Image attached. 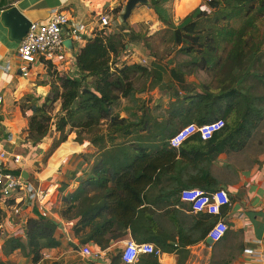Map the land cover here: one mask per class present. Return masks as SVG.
<instances>
[{"label": "trees", "instance_id": "trees-1", "mask_svg": "<svg viewBox=\"0 0 264 264\" xmlns=\"http://www.w3.org/2000/svg\"><path fill=\"white\" fill-rule=\"evenodd\" d=\"M172 2L152 0L148 8L164 26V40L173 44L177 54L191 56L189 62L179 64L174 71L179 83H184V77L188 74L212 69H219L221 73L218 88H204L203 93L187 96L185 102L174 110L172 118L181 119L184 126L192 123L201 126L216 120H223L225 126L211 140L203 141L196 135L186 142H190L188 148H185V143L179 150L169 146L170 138L179 129L166 127L158 136L164 139L161 148L150 151L147 147H134V143H131L129 149H133L136 155L128 165L114 156L98 160L93 170L104 172L97 181L98 189L105 190L113 182L118 187L116 190L125 194L111 204L89 207L85 211V181L82 180L73 193H67L70 183L63 181L59 188L62 206L59 216L63 220L76 221L73 231L82 245L92 240L103 245V238L113 222L127 219L132 222L137 216L135 224L141 238L138 237L136 242L152 243L163 253L188 254V247L207 239L211 220L216 216L195 214L189 217L171 209H157L161 212L156 213L139 198L141 192L150 184L162 182L168 171L176 170L177 174L172 179L179 182L182 168L189 164L197 174L204 175L202 180L195 178L189 188L210 189L213 183L208 180L209 167L221 155L243 153L264 126V93H256L254 86L246 87L244 82L254 79L258 84H264V73L261 72V68H264V36L251 39L256 36L257 20L264 18V0H211L206 7L195 9L178 25L166 7ZM238 23L241 25L234 27ZM124 29L125 33L115 35L109 31L110 28H106L87 39L74 57V75L61 76L57 71L52 73L51 89L42 104L30 95L26 97V101L35 100L29 107L28 142L34 146L40 144L52 132L54 125L55 131L61 135L55 148L67 142V130L70 129V132H76V142L80 144L84 141L83 134L92 133L90 139L100 152L109 144L115 146L119 138H134L135 132H146L145 127H141L146 125L145 119L137 122L122 118L115 112L116 105L122 99L131 102L138 100L137 94L140 92L136 89V81L144 77L151 81L154 78V73L148 67L139 64L116 67L114 58L125 50L130 35L143 39L146 47L151 48L145 34L134 31L131 25H124ZM225 45L231 47L226 50V58L221 60L220 51ZM51 68L53 65H48V70ZM176 96L179 98V93ZM57 103L61 105L62 115L57 123L52 124L50 112ZM22 109L26 114L24 107ZM14 173L20 174V171ZM182 190L176 189L173 193L181 194ZM114 193L115 190L108 195ZM132 195L134 201L138 196L141 207L132 206ZM91 201L92 198H89V203ZM142 205L145 207L142 208ZM108 214L113 216L112 222H98ZM94 219H97L96 224H93ZM86 220L91 228L88 239L83 235ZM167 223L173 227V233ZM59 227L57 221L41 216L30 218L25 227V242L21 238H10L5 241L4 252L10 255L21 251L33 264H38L46 250L61 247V241L56 237ZM220 261V264H230L224 259ZM0 264L15 263L0 260ZM110 264H125L121 253L110 257ZM138 264L161 263L155 255H142Z\"/></svg>", "mask_w": 264, "mask_h": 264}, {"label": "crops", "instance_id": "crops-1", "mask_svg": "<svg viewBox=\"0 0 264 264\" xmlns=\"http://www.w3.org/2000/svg\"><path fill=\"white\" fill-rule=\"evenodd\" d=\"M175 2L177 6L181 0H175ZM199 2L202 3V0H199ZM126 3L127 0H0V96L3 97V105L0 107V138L7 141L8 148L12 153L21 155L24 161L26 160L21 166L20 173L22 174L24 171L27 172L29 176L28 181L33 182V172L29 168L30 165L25 156L26 154L18 152L19 148H24L26 147L25 145H27V130L29 124L28 120L23 117L20 102L24 97L33 94L36 95L37 93L40 96H47L51 87L49 85L50 77L46 74L48 66L45 64H36L29 78L21 76L18 70L20 64L18 50L22 40L16 39L14 30L4 23L2 17L3 12L15 7L27 21L31 23L47 24L54 11H64L72 19L82 21L86 24L90 32L99 30L101 28L99 22L100 17L108 15L111 20V28L109 31L117 35L123 32L125 33V24L122 21L121 15L124 12ZM198 6L199 5L186 13L180 12V20L187 17L194 9H197ZM120 10L121 12H118ZM151 15L154 16L155 14L148 6H138L132 13L128 26L131 25L134 31L143 33L141 28L142 23L148 20L147 16L151 18ZM157 24L159 26L162 25L160 22ZM150 28H152V26ZM151 34L150 32V35ZM134 38H136V36L132 34L129 40L133 41ZM85 43L86 42L75 44L69 56L75 57ZM76 45H78V48ZM139 45L143 46L144 43ZM138 49L140 48L138 47V43L135 44V41L130 44L128 43L125 50L114 58L116 67L121 68L124 65L134 64L148 67V65H145L147 63L152 65V59L150 57H144L142 51ZM131 55L134 60L128 62ZM7 65L11 67V71L6 70ZM71 65L72 68H68V70H72L74 74V63ZM35 67L41 68L42 71L39 73L35 72ZM148 68L150 70L154 69ZM40 74L43 75L40 76ZM61 76L63 75L61 74ZM121 101H126V99H122ZM127 110V107H125L124 111L122 109L123 112L120 115L122 118H128L126 115ZM115 112L118 113L119 110L116 108ZM85 134H83V144H80L76 142V132H70L67 142L54 148L55 150L48 158L43 172L38 174V177L40 184L44 187H48L53 191L52 193H55V196L53 195L54 199L58 194L57 184L52 185L49 180L55 177L58 171L66 166L67 162L72 163L68 164L70 165L69 174L73 175L70 176V186L67 193L75 192L82 180H84L85 211H87L89 207L97 208L106 203L111 204L114 200L125 196L121 190H116L118 187H116L113 182H110L105 190H99L97 181L100 179L101 175H104V172L103 170H93V165L98 160L106 159L109 156L117 157L122 160L123 163L129 159L133 160L136 155L135 151L133 149L132 151L134 152L127 151L128 148L131 147V143L135 142L136 139H117L115 146L109 144L104 150L99 152L98 147L92 143V139L88 136L86 137ZM56 136V133L51 137L47 136L38 145H40V148H43V150H48L53 146ZM189 144L190 142L186 143L185 148H188ZM63 147L66 148V151L58 155ZM125 154L128 156L124 157ZM231 158V155H221L218 161L209 167L210 176L208 180L213 184L209 187L210 189H202L208 192L224 189L228 193L231 206L224 208V212L222 211V218L229 226L228 233L224 239L218 243H213L206 239L194 246L188 247V254L185 255H180L177 252L162 253L159 257V262L161 264H211L212 261L221 262L220 260L223 259L230 264H264V152L258 156L256 161L246 168H238ZM77 160L79 161L75 162ZM73 163H76V166H73ZM83 164V169L79 170L78 166ZM176 174V170L165 172L163 181L156 185L150 184L147 186L145 190L141 192L139 198L144 200L145 205L156 213L160 211L157 209H171L181 211L183 215L189 217L194 216L195 214H192L189 211L190 209H188L190 205L181 200L180 192L174 195L173 191L181 188L183 190L191 189L189 186L193 180L195 178L197 180L198 177L202 180L204 175L197 174L191 164L182 168L179 182L172 179ZM114 190L115 193L109 196V192H113ZM89 192H91V194H89ZM89 198H92L91 203H89ZM132 198V206L141 207L138 205V196L136 201H134L133 195ZM13 203V201L0 199V258H2L3 261H11L9 257L18 251L7 255L3 250L5 248L6 238L3 239L1 236H10L7 240L13 237L21 238L22 241L25 242L26 239L24 236L19 237L16 236V234L24 229V224L30 218L40 216L36 208L25 209L24 206L22 223H20L12 210ZM55 205L54 203V209L58 214L57 219L60 222L56 237L61 241L62 245L57 249L46 250L43 254L42 261L38 264H110V257L118 253L120 254L127 242H136L138 237L141 238L135 224V219L137 220L138 218L137 216H134L132 222L130 220L128 221V219L126 221L116 220L111 224V228L104 236L103 239L105 242L103 245L96 244L94 240L87 242V245L91 246L94 252L100 253L103 256V259H86L76 250L77 245H82L80 239L75 236L73 231L76 221L63 220L59 216L61 203L60 207H55ZM145 205H142V208H144ZM112 220L113 216L108 214L105 215L104 219L100 218L98 222L105 223L106 221L112 222ZM218 220V217L212 218L210 228ZM87 222L86 220L85 225H87ZM96 222L97 219H94L93 224H96ZM167 226H169L170 232L173 233V227L168 223ZM90 231L91 228L87 225L83 234L85 239H88ZM176 238L178 239V237ZM64 245L72 246L71 248L64 249ZM78 255L83 259H79ZM12 258L15 259V256ZM19 263L33 264L30 258L24 254L19 260ZM216 264L220 263L217 262Z\"/></svg>", "mask_w": 264, "mask_h": 264}, {"label": "rangeland", "instance_id": "rangeland-1", "mask_svg": "<svg viewBox=\"0 0 264 264\" xmlns=\"http://www.w3.org/2000/svg\"><path fill=\"white\" fill-rule=\"evenodd\" d=\"M126 5V4H125ZM197 5L206 7L208 4L200 3L199 0H181L180 3L176 6L175 0H173L172 3H168L166 7L170 10L171 16L178 25L182 20H180V12L186 13L189 10L195 8ZM209 9V7H208ZM195 10V9H194ZM150 13V12H149ZM151 14V13H150ZM153 15V14H152ZM151 18L148 17V20H145L144 23H142V32L145 33L147 37V43H149L151 48L146 47V43L143 39L134 38L133 41H135V44L138 43V47L142 51V54L144 57H150L152 59V65L147 63L145 65H148L150 67L153 73L154 78L147 79L146 77L139 79L136 81V89L140 92L137 94V101L131 102L126 99V101H121L116 106L117 110H119L118 114L121 115V113L124 111L125 107H127V117L130 120L133 121H140L141 119H145L146 125L141 126L145 127V131H139V133H134V138L129 139H136L135 142H133L135 145H139L141 147H147L150 151H153L155 149L161 148L164 143L163 138H159V135H162L165 128L168 127V129L171 130V128H176L177 130L183 127L184 125L181 122V119H173L172 113L174 110L179 107L180 104L185 102V98L187 96H194L197 93H203L204 88H218L220 86L221 81V73L219 69H212L208 70L206 72H199L197 74H188L184 77V83H179V77L175 75V69H178V65L182 64L184 62H189L191 60V56H185L182 54H177V50L174 49V46L172 43H169L167 40H164L165 33L162 31L164 29V26H159L156 21V16H152ZM147 22V23H146ZM209 22H206V24ZM205 24V25H206ZM241 23L235 24L234 27L240 26ZM257 30L256 36L251 39H257L258 37L264 36V18L258 19L256 22ZM152 26V28H150ZM147 30V31H145ZM149 30V31H148ZM254 30V29H253ZM150 32L152 33L150 35ZM129 37L127 38V42L130 44L133 41H128ZM139 40V41H137ZM252 42V40H251ZM144 43L143 46H140L139 44ZM78 48V45H76ZM231 46L225 45L224 48L220 51V58L221 60H224L226 58L227 51L230 49ZM227 50V51H226ZM129 61L134 60L132 55L129 57ZM150 65V66H149ZM68 68H72L71 64L64 63L63 65L53 66L51 70L49 69L46 74L49 75V83L53 81V75L55 71L62 74L63 76L72 75L73 71L68 70ZM42 69L35 67V72H41ZM261 72L264 73V68H261ZM237 73V72H236ZM43 74H40V76ZM245 82V86H254L256 93H264V84H258L254 79H248ZM51 89V87H50ZM50 92V90H49ZM179 93V98L176 96V94ZM33 98L38 100L39 104H42L44 102V99L46 96L42 95L40 96L38 93L35 95H30ZM39 98V99H38ZM35 103V100L32 101H26V97L23 98L20 102V108L24 107L26 114L23 113V117L28 120L29 123V107ZM61 105L60 103H57L53 110L50 112L51 115V123H57L59 117H61ZM123 109V111H122ZM23 110V109H22ZM173 120V122H172ZM172 125V126H171ZM29 126V124H28ZM103 131L106 132V126L103 125ZM55 126H52V132L49 134V137L54 135V133L57 134L55 138V142L53 143V146L49 148L48 150H43V148H40V145H32L30 142L27 141V145L24 148H19L18 152L26 154L29 161V168L33 172L32 180L33 183L39 184V177L38 174L43 172V168L46 166V163L48 161V158L50 157L51 153L55 150V144L60 139L61 135L60 133H57L55 131ZM172 129V130H174ZM67 133L70 134V129L67 130ZM91 134H85L87 137H92ZM140 135V136H139ZM137 136L139 138H137ZM136 137V138H135ZM123 139V138H119ZM66 148L63 147L59 154L64 153ZM129 151H132V149H129ZM264 152V126L262 127V130L255 136L254 140L251 142L247 150H245L243 153L240 154H233L231 155V159L233 163L238 166V168H246L250 166L260 154ZM79 160L75 161L78 162ZM131 159L124 162V165H128L131 163ZM26 160L24 161V163ZM68 164H72L67 162L66 166L62 167L60 171L56 174L55 177L51 178L49 182L52 185L57 184L58 194L56 198L54 197L53 201L56 204L55 207H60L61 203V194L59 193V188L61 187V183L69 182L70 176L73 174H69V166ZM73 166H76V163H73ZM83 165L78 166V169L82 170ZM43 183V182H42ZM49 184V183H48ZM48 186V185H46ZM48 188V187H45ZM53 192V191H52ZM55 196V193H54ZM62 207V206H61ZM3 239L10 237L7 235L1 236ZM72 245H64V249L71 248ZM4 250V249H3ZM22 252L18 251L17 253L13 254L9 259L12 261V263L20 264L19 260L22 257ZM15 256V259L12 257ZM79 259H83L80 255H78ZM90 259H96L95 256L91 257ZM0 260H3L0 258ZM218 261H212L211 264H216ZM83 263V262H82Z\"/></svg>", "mask_w": 264, "mask_h": 264}, {"label": "built area", "instance_id": "built-area-1", "mask_svg": "<svg viewBox=\"0 0 264 264\" xmlns=\"http://www.w3.org/2000/svg\"><path fill=\"white\" fill-rule=\"evenodd\" d=\"M156 1V0H154ZM211 0H202L208 4ZM101 31L111 28V20L108 15L100 17ZM97 31L90 32L87 25L82 21L72 19L64 11H54L47 24L32 23L27 35L22 39L18 50L20 64L18 70L22 77L29 78L33 67L36 64H52L54 67L64 63H74L71 51L65 46L66 40H71L73 47L77 43L86 42L94 37ZM69 56V57H68ZM11 71L10 66H6ZM74 75V74H72ZM3 105V97L0 96V107ZM225 126L223 120H216L204 125L195 123L181 127L169 140V146L173 149L181 147L193 136L199 135L203 141L211 140ZM24 158L21 155L12 153L8 148L7 141L0 138V199L13 201L12 210L16 218L22 223V213L25 209L36 208L39 215L45 219L57 221V212L54 209L53 195L49 188L42 184H36L24 179L21 171ZM181 200L190 205L192 214H208L216 216L219 220L209 229L207 239L218 243L224 239L229 231V226L222 218V211L231 206V200L224 189L215 191H204L198 188L182 190ZM16 236L25 237V227ZM1 229V228H0ZM178 244H175L177 246ZM76 250L86 259L95 256L103 259L100 253L93 251L92 247L77 245ZM162 251L152 243L127 242L121 252L122 262L125 264H138L142 255H155L160 257Z\"/></svg>", "mask_w": 264, "mask_h": 264}, {"label": "water", "instance_id": "water-1", "mask_svg": "<svg viewBox=\"0 0 264 264\" xmlns=\"http://www.w3.org/2000/svg\"><path fill=\"white\" fill-rule=\"evenodd\" d=\"M151 6L152 2L151 0H127V3L124 8V12L121 15L122 21L125 25H129V19L132 15V13L135 11V9L138 6ZM3 20L4 23L9 25L14 30L15 38L18 40H22L28 33L31 22L27 21L22 14L18 11L17 8L12 7L6 11L3 12ZM65 46L72 52L73 51V45L71 40L65 41ZM22 176L24 179L28 180L29 176L27 172H23Z\"/></svg>", "mask_w": 264, "mask_h": 264}]
</instances>
